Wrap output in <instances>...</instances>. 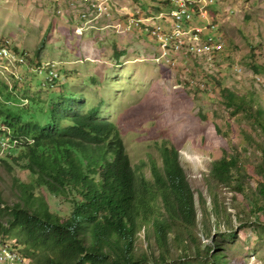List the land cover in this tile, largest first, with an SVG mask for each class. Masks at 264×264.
Segmentation results:
<instances>
[{"label":"rangeland","instance_id":"1","mask_svg":"<svg viewBox=\"0 0 264 264\" xmlns=\"http://www.w3.org/2000/svg\"><path fill=\"white\" fill-rule=\"evenodd\" d=\"M152 2L158 0H119V6H114L113 18H101L100 24L93 23L94 28L81 29L78 2L0 0V37L27 52L32 63L42 45L39 60L54 61L65 70L62 88L52 94L42 91L40 97L45 105L50 104L53 94L70 95L75 91H85L84 98L88 96L89 101H102L103 115L118 124L133 163L138 169L142 167L141 173L147 178H152L147 166L150 154H155L161 163L158 145L166 139L172 141L180 152L181 164L196 195L198 229L203 220L198 203V194L202 193L207 202L206 222L212 237L223 245L231 264H264V210L258 212V219L249 211L251 198L264 203V170L259 168L263 158L258 146L264 139L257 125L244 117L242 111L232 113L220 93L222 87L238 94L255 90L256 97L264 104V0H217L214 13L225 36L227 55L219 83L211 81V86L216 87L207 93L189 85H178L181 78H186L184 71L151 59L155 50L147 34L129 32L119 37L113 20L119 14L132 13L135 8L147 9ZM253 45L258 48V74L250 66ZM120 49L125 50L126 58L121 59ZM131 58H144V61L133 62L135 59ZM231 63L239 64L242 71L233 69L232 73ZM35 75L31 74V80L37 86L43 76ZM16 90L21 96L28 91ZM224 151L240 155L247 184L245 193L221 185L211 176L212 162ZM18 174L25 177L21 172ZM10 184V174L0 167V189L12 201L15 196ZM213 190L217 192L223 213L226 209L232 218L230 230L223 225L224 218L220 219L221 225L216 224L212 212ZM47 199L53 210H67V205L58 204L53 196L47 195ZM199 230L198 245L206 252L213 243ZM15 243L14 238L0 237V247L3 244L13 247ZM194 247L192 244V251ZM180 251L176 246L173 248L177 256L169 264H202L204 260L195 252L183 259L179 257ZM28 261L25 258V262L14 264H28Z\"/></svg>","mask_w":264,"mask_h":264},{"label":"trees","instance_id":"2","mask_svg":"<svg viewBox=\"0 0 264 264\" xmlns=\"http://www.w3.org/2000/svg\"><path fill=\"white\" fill-rule=\"evenodd\" d=\"M250 66L255 74L260 72L256 60ZM217 79L209 76L216 85ZM220 93L232 113L242 111L264 139V104L256 91L238 94L222 87ZM38 126L25 125L37 130L34 142L8 147L0 155V167L10 174L9 188L15 196L10 201L0 189V237L14 238V247L20 248L28 264H169L177 256L175 246L183 259L195 252L204 258L202 264H231L223 245L212 237L202 193L198 203L203 220L198 229L196 195L172 141L166 139L158 145L161 163L150 154L149 179L133 165L113 123L57 125L50 132ZM258 146L263 158L259 168L264 170V140ZM210 174L219 184L246 192L239 154L224 151L212 162ZM211 194L216 224L221 225L224 218L223 225L232 229V218L226 209L223 213L217 192ZM47 195L66 204L67 210H53ZM250 201L249 211L258 219L264 203ZM237 215L240 217L239 212ZM197 230L213 243L206 252L198 245Z\"/></svg>","mask_w":264,"mask_h":264},{"label":"clouds","instance_id":"3","mask_svg":"<svg viewBox=\"0 0 264 264\" xmlns=\"http://www.w3.org/2000/svg\"><path fill=\"white\" fill-rule=\"evenodd\" d=\"M62 1L64 4L78 2L81 6V13H79L82 22L79 26L81 29L83 27L84 29L85 27L94 28L93 23H99L101 18H113L114 6H119V0H106L102 10L97 5H93L97 4L98 0ZM217 5V0H158L156 3H150L147 9L135 8L127 15L119 14V17L113 20L112 25L119 33V37H122V33L129 32L147 34L150 39L149 44L155 50L151 59L157 64H169L184 71L186 78H179L181 82L178 85H184V81L187 80L190 81L189 86L193 89L207 92L212 88L209 76L221 77V68L224 57L227 55L225 36L214 13ZM258 44L260 48V43ZM255 46L251 47L253 56L251 61L256 60L257 62V59L259 61L258 48ZM41 48L42 45L35 52V59L32 63L31 56L27 52L20 51L9 39L0 37V89H2L0 91V155L8 147L35 141L38 132L35 128L25 127L27 123L39 124L38 127L43 132L53 131L57 125L68 127L75 124L96 127L105 125V123H113L119 128L118 124L113 121L114 119L103 115L104 103L94 102L92 99L89 101L88 96H85V99V91H75L70 95L53 94L54 98H51L50 104L45 105V101L40 97L42 91L52 94L60 87L62 88L65 70L59 68L54 61H40ZM119 56L121 59L126 58L125 50L120 49ZM226 59L230 60L229 57ZM136 61H144V58L133 60V62ZM238 65H230L232 73L233 69L242 71ZM32 73L43 76L37 86L31 80ZM204 74L208 79L204 78ZM185 86L188 85L185 84ZM16 89L21 91L28 89V91L23 92L21 96ZM16 118L18 120L14 121ZM65 122L68 123L65 124ZM121 137L127 149L122 133ZM129 156L132 161L130 154ZM133 165L138 168L135 163ZM6 251L16 254L17 258L13 261L0 259V264L25 262L26 257L14 246L8 244L0 247V257Z\"/></svg>","mask_w":264,"mask_h":264},{"label":"bare ground","instance_id":"4","mask_svg":"<svg viewBox=\"0 0 264 264\" xmlns=\"http://www.w3.org/2000/svg\"><path fill=\"white\" fill-rule=\"evenodd\" d=\"M85 1H91V0H85ZM105 1L106 0H98L97 1V4L96 3H94L93 5L94 6H98V8L100 9V10H102L103 8H104V3H105ZM17 258V256H16V254H14V253H11V252H5L1 257H0V259L1 260H15Z\"/></svg>","mask_w":264,"mask_h":264}]
</instances>
